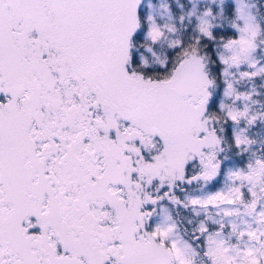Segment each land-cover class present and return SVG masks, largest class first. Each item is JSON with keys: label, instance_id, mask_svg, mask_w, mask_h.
Returning <instances> with one entry per match:
<instances>
[{"label": "snow or ice", "instance_id": "1", "mask_svg": "<svg viewBox=\"0 0 264 264\" xmlns=\"http://www.w3.org/2000/svg\"><path fill=\"white\" fill-rule=\"evenodd\" d=\"M0 264H264V0H0Z\"/></svg>", "mask_w": 264, "mask_h": 264}]
</instances>
